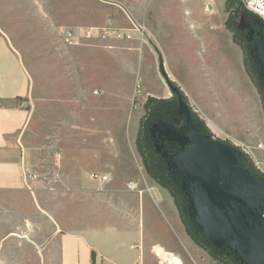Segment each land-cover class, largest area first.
Here are the masks:
<instances>
[{
    "label": "crops",
    "instance_id": "1",
    "mask_svg": "<svg viewBox=\"0 0 264 264\" xmlns=\"http://www.w3.org/2000/svg\"><path fill=\"white\" fill-rule=\"evenodd\" d=\"M224 2L0 0V230L5 240L10 230L31 235L40 264H164L158 248L174 256L146 226V208L154 207L151 190L134 191L133 180L121 181L109 170L119 150L103 137L119 134L118 116L103 107L90 111V104L118 103L110 89L122 79L131 86L140 79L122 57L155 56L172 83L169 52L191 53L200 61V43L204 49L219 48ZM131 21L143 32H125L127 39L110 35L99 45L63 43L64 29L110 27L124 33ZM94 136L102 137L95 146L89 142ZM53 166L59 174H37ZM90 173L107 181H93ZM47 183L56 187L43 189Z\"/></svg>",
    "mask_w": 264,
    "mask_h": 264
},
{
    "label": "rangeland",
    "instance_id": "2",
    "mask_svg": "<svg viewBox=\"0 0 264 264\" xmlns=\"http://www.w3.org/2000/svg\"><path fill=\"white\" fill-rule=\"evenodd\" d=\"M223 13V33L215 41L219 48L204 49L200 43L203 52L200 61L191 53L176 56L169 52L167 69L200 132L229 149L240 169L264 180V74L260 59L263 52L258 48L259 41L264 40V29L256 26L235 0H225ZM131 23L123 29L124 33L139 34ZM100 41L87 40L92 45H99ZM121 62L136 67L140 79L133 86L122 79L118 87L110 89L119 97L118 103L105 102L94 107L90 104V111L103 107L119 118L115 121L119 134L103 137L105 143L114 141L119 150L110 172L121 181L133 180L134 191L151 190L154 207L153 211L146 208V226L152 228V237L169 247L182 264H240V257L215 231L205 203L189 184L186 170L194 156L187 155L185 161L181 156L199 146L186 128L184 117L177 115V98L165 79H160L155 56L130 55L122 57ZM163 126L175 128L188 140L181 143L166 140L173 138L160 133ZM101 139L94 136L89 142L95 146ZM53 167L38 169L37 174H59V168ZM54 187L55 184L47 183L43 189ZM8 234L5 240L6 232L0 230V264H40L31 235L17 233L24 237L20 241L15 231ZM211 248L230 253L233 261ZM49 255L54 256V252Z\"/></svg>",
    "mask_w": 264,
    "mask_h": 264
},
{
    "label": "water",
    "instance_id": "3",
    "mask_svg": "<svg viewBox=\"0 0 264 264\" xmlns=\"http://www.w3.org/2000/svg\"><path fill=\"white\" fill-rule=\"evenodd\" d=\"M260 42L264 40L258 43L263 52L260 59L264 74V49L259 46ZM160 73L177 98V115L184 117L186 128L199 146L194 152H185L181 156L182 161L188 159L187 155L194 156L186 170L189 184L205 203L215 231L240 257V264H264V183L259 182L263 179L240 169L229 149L200 132L180 92L168 81L162 66ZM160 133L173 138L166 139L173 142L188 140L164 126Z\"/></svg>",
    "mask_w": 264,
    "mask_h": 264
},
{
    "label": "built area",
    "instance_id": "4",
    "mask_svg": "<svg viewBox=\"0 0 264 264\" xmlns=\"http://www.w3.org/2000/svg\"><path fill=\"white\" fill-rule=\"evenodd\" d=\"M239 5L245 10L247 13L255 17L261 23L264 29V0H238ZM134 24V25H133ZM133 28L139 33L142 32L140 26L135 23H131ZM63 43L66 46L73 47L80 43V41L87 40H105L110 35H113L117 39H124L126 35L124 33H119V30L112 29L110 27L106 29H64L61 33ZM89 178L93 181H100L105 183L107 181L106 176L97 175L95 173L90 174ZM127 188L130 189V184L127 185Z\"/></svg>",
    "mask_w": 264,
    "mask_h": 264
},
{
    "label": "bare ground",
    "instance_id": "5",
    "mask_svg": "<svg viewBox=\"0 0 264 264\" xmlns=\"http://www.w3.org/2000/svg\"><path fill=\"white\" fill-rule=\"evenodd\" d=\"M142 32H143V29H142ZM259 46L264 49V42H260ZM261 178H259V179H261ZM259 182L264 183V180H259ZM156 250H157V255L161 258V260L165 264H182L179 259H177L173 255L165 252L164 250H162V248H158Z\"/></svg>",
    "mask_w": 264,
    "mask_h": 264
},
{
    "label": "trees",
    "instance_id": "6",
    "mask_svg": "<svg viewBox=\"0 0 264 264\" xmlns=\"http://www.w3.org/2000/svg\"><path fill=\"white\" fill-rule=\"evenodd\" d=\"M235 2L237 3V5H239V1L238 0H235ZM240 6V5H239ZM241 7V6H240ZM242 8V7H241ZM243 10V9H242ZM244 11V13H246V15L247 16H250V17H252L253 18V20H254V24H256V26H258V24L262 27V25H261V23L259 22V20L258 19H256L255 17H253L252 15H250L249 13H247L245 10H243ZM263 28V27H262ZM172 85H173V83H171ZM167 127H170V126H168L167 125ZM173 129H175V128H173ZM153 136V139L156 141V142H158L156 139H155V137H154V135H152ZM152 140V139H151ZM165 143H166V140H165ZM147 168H148V165H147ZM171 172V174L173 175V177L175 178V179H178V181L180 180L179 178H178V176L176 175V174H174L172 171H170ZM180 182V181H179ZM198 229V228H197ZM212 249V248H211ZM216 254H220V255H226V257H228L227 259L228 260H232L233 261V256L230 254V253H228V252H225V253H219V252H217V251H215L214 249H212ZM232 264H235L234 262L232 263Z\"/></svg>",
    "mask_w": 264,
    "mask_h": 264
}]
</instances>
